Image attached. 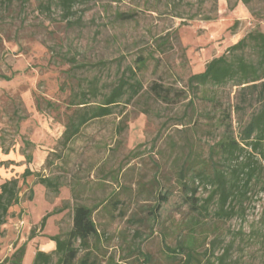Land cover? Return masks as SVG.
Wrapping results in <instances>:
<instances>
[{
	"label": "rangeland",
	"instance_id": "374dc122",
	"mask_svg": "<svg viewBox=\"0 0 264 264\" xmlns=\"http://www.w3.org/2000/svg\"><path fill=\"white\" fill-rule=\"evenodd\" d=\"M47 1L0 0V74L10 77H0V184L15 177L20 186L19 202L0 225V264L22 244L23 264H31L37 248H54L47 235L65 238L73 194L75 202L98 205V235L74 264L85 253L93 264H147L143 254L149 264H178L167 260L165 245L187 239L200 259L195 264H216L225 253V264H264V172L226 217L216 198L206 212L190 208L175 171L185 158L207 161L222 123L231 120L237 136V118L246 120L257 107L253 102L238 116L239 88L207 87L208 96L199 98L187 90V78L248 31H264V0H75L69 14L58 0L46 10ZM139 57L146 58L143 68ZM129 68L142 84L139 94L86 124L64 147L72 89L95 81L96 104ZM154 81L172 88L171 101L153 96ZM25 167L57 179L58 192L34 175L22 182ZM209 190L200 185L195 196L203 200ZM64 204L40 228L41 216Z\"/></svg>",
	"mask_w": 264,
	"mask_h": 264
},
{
	"label": "trees",
	"instance_id": "16d2710c",
	"mask_svg": "<svg viewBox=\"0 0 264 264\" xmlns=\"http://www.w3.org/2000/svg\"><path fill=\"white\" fill-rule=\"evenodd\" d=\"M50 1L48 0L42 7L49 10ZM74 1L58 0L66 14L71 13ZM5 4L7 3L5 2ZM249 10L254 15L252 9L249 8ZM138 62V67L143 68L146 58L139 57ZM136 76L137 73L129 68V74L123 73L117 83L111 87L109 92L104 93L96 104L91 102V98L96 97L98 92L95 81L91 80L87 89H72L69 105L73 109L66 115L64 130L60 137L61 144L64 147L67 146L86 124L94 119L110 115L113 112V107L121 101L125 103L132 101L142 89V84ZM0 77L10 78L4 74H0ZM227 85L239 88L237 94L240 98L233 106L238 116L240 113H244L247 106L253 105V102L257 107L252 110L246 120H243L241 116L237 118L240 127L237 136L231 129V120L222 123L223 134L218 141L210 146V156L207 161L204 162L199 158V155L185 158L175 171L180 178L182 187L185 188V201L190 208L198 213L206 212L209 202L216 198L220 216L229 217L234 212L235 203L239 202L242 197H247L252 183L260 180V176L264 172V31L258 28L248 31L235 43L228 46L223 53L211 58L202 71L192 73L187 78V90L199 98L208 96L207 87ZM149 90L160 101L172 100V88L162 82H152L149 85ZM178 96L180 97V95ZM192 99V97L189 98L188 103L192 104ZM47 104L53 106L50 101ZM225 116L224 119H229L230 112ZM221 121L223 122V120ZM120 130L119 126L118 131L120 132ZM195 159L200 165L198 168L192 163L196 164ZM26 160L30 162L32 156L27 155ZM189 172H191V178L187 180ZM29 175H34L36 182L45 189H53L54 192H58L59 181L57 179L34 173L25 167L22 172V182ZM195 179H197V183ZM262 181L264 188V180ZM200 185L204 188L207 185L210 186L209 193L203 200L195 196ZM19 189L18 179L15 177L6 179L0 184V225L5 223L9 208L19 202ZM167 195V192L161 194V202L167 200ZM29 198H32V190H30ZM72 198L74 201L71 211L72 224L66 237L61 239L59 235H47L50 240L54 241V248L50 251L37 248L32 256L31 264H51L55 253L57 254L56 264H74L79 249L82 248L86 251L89 246V238L98 235V229L93 219V211L98 205L75 202L76 195L74 194ZM161 202L159 201L156 206L161 205ZM66 207L64 204L44 213L39 221L40 228H44L47 218L51 214L59 213ZM76 241H78L79 247L74 245ZM165 248L167 250L165 255L169 262L176 263L180 260L178 264H195L200 261L190 239L179 241L174 246L165 245ZM25 250V244L16 248L7 258L8 264H23ZM225 255L226 253L222 254L216 264H225ZM143 256L144 261L149 264L148 255L143 254ZM78 264H93V262L88 259V255L85 253L78 260Z\"/></svg>",
	"mask_w": 264,
	"mask_h": 264
}]
</instances>
